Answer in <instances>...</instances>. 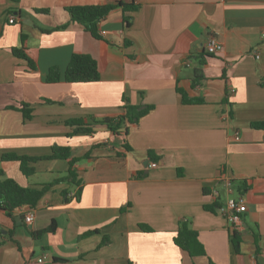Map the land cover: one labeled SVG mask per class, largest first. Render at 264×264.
Wrapping results in <instances>:
<instances>
[{
  "label": "crops",
  "instance_id": "obj_1",
  "mask_svg": "<svg viewBox=\"0 0 264 264\" xmlns=\"http://www.w3.org/2000/svg\"><path fill=\"white\" fill-rule=\"evenodd\" d=\"M109 1L0 0V156L43 157L57 145L80 158L74 182L54 183L12 217L0 210V264H264V127L252 126L264 122V0H139L126 13L115 4L97 23L99 38L66 10ZM209 37L222 43L217 54L205 50ZM74 53L97 61L99 80L46 82L48 69L63 73ZM178 88L202 102L183 103ZM21 103L30 118L10 108ZM125 104L152 108L115 135L99 121ZM72 118L93 131L68 136ZM32 165L26 176L0 158V180L40 188L69 169L67 159ZM236 195L247 208L239 252L220 211ZM182 219L203 255L173 242ZM51 224L53 232L32 235Z\"/></svg>",
  "mask_w": 264,
  "mask_h": 264
},
{
  "label": "trees",
  "instance_id": "obj_2",
  "mask_svg": "<svg viewBox=\"0 0 264 264\" xmlns=\"http://www.w3.org/2000/svg\"><path fill=\"white\" fill-rule=\"evenodd\" d=\"M118 3L116 5H121L123 11L131 12L136 9L133 3L122 2V0H116ZM115 4L105 3L96 5H75L67 7L66 10L70 15V19L73 22L81 24L86 31H88L93 37L99 38L100 35L97 32V23L100 19L105 17L115 6ZM125 25H129L130 16H124ZM12 52L14 55L23 58L27 61L29 68H34V63L26 56V54L17 48H13ZM199 63H202L200 60ZM64 80L69 83H88L95 82L99 80V69L97 61L89 54L74 53L72 54L69 63L67 64L63 73L60 72L59 68L56 66L50 67L45 76V81L48 83H55L60 80ZM192 85L196 84V80H192ZM178 92L181 94V101L183 103H201V98H190L185 92L178 88ZM20 110L23 113L24 118H30L32 109L26 103H21L19 107L10 106ZM123 112L115 117H103L99 123L105 124L107 129L115 135H124L127 133L128 126L137 123L139 118L145 115L152 106L144 105H130L125 104L121 106ZM67 126L72 127V132L68 133V136L74 135L76 133L89 134L92 130V125L85 122L82 118H72L65 121ZM253 127H264V122L252 123ZM126 150L130 149L128 144H123ZM87 154H85L86 156ZM150 160H157V156L153 152H148ZM3 161H17L19 163L20 171L26 175H32L35 171L32 165L39 159H67L69 163V169L65 176L53 180L51 183L42 184L40 188L22 186L17 183L12 178H5L0 180V210H2L7 216L12 217L13 210L21 207L28 206L29 208H34L41 198V196L51 187L54 183L59 181H72L76 173L72 168L73 164L80 158L72 155L69 146H52V151L50 155L43 157L18 155L15 153H3L0 156ZM236 187L240 189V192L247 189L246 182L239 181L236 183ZM207 190L205 189L204 192ZM214 203V206H217ZM214 206H209L208 209H213ZM24 220V216H22ZM54 224L49 225L42 231L33 232L32 235L35 237L40 236L43 232H53ZM142 229H147L145 226L141 225ZM197 231L190 227L188 220L182 219L179 221V225L176 233L173 236V242L178 247L187 251L190 256L203 255L204 249L198 240ZM240 235L237 231H233L231 235V242L235 252L240 251ZM106 241H103V243Z\"/></svg>",
  "mask_w": 264,
  "mask_h": 264
},
{
  "label": "built area",
  "instance_id": "obj_3",
  "mask_svg": "<svg viewBox=\"0 0 264 264\" xmlns=\"http://www.w3.org/2000/svg\"><path fill=\"white\" fill-rule=\"evenodd\" d=\"M129 3H138L139 0H126ZM15 18L13 15L9 16V22H14ZM222 49V43L215 37H209L205 42V50L208 54H217ZM257 57V55H256ZM186 64H188L186 62ZM235 140L239 139L238 132L233 134ZM150 166L155 167L156 163L152 162ZM230 188V184H227ZM246 203L242 195H236L234 197H228L225 201L224 206L220 207L221 213L225 216L228 223L231 225L232 231H237L242 227V216L246 211ZM33 220V213L27 212L24 215V222L31 223ZM37 261L40 263L43 258H38Z\"/></svg>",
  "mask_w": 264,
  "mask_h": 264
},
{
  "label": "water",
  "instance_id": "obj_4",
  "mask_svg": "<svg viewBox=\"0 0 264 264\" xmlns=\"http://www.w3.org/2000/svg\"><path fill=\"white\" fill-rule=\"evenodd\" d=\"M108 3H111V4H117L118 1H116V0H111V1H109Z\"/></svg>",
  "mask_w": 264,
  "mask_h": 264
}]
</instances>
